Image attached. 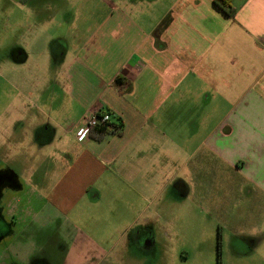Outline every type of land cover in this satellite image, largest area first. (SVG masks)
I'll use <instances>...</instances> for the list:
<instances>
[{"label":"crops","instance_id":"obj_1","mask_svg":"<svg viewBox=\"0 0 264 264\" xmlns=\"http://www.w3.org/2000/svg\"><path fill=\"white\" fill-rule=\"evenodd\" d=\"M150 2L139 22L123 20L124 10L109 2L88 42L60 53L81 113L66 124L39 122L34 137L51 134L53 149L38 146L37 166L29 164L33 152L21 149L30 138L27 121H8L0 264H101L107 255L118 264H157L156 239L186 234L197 221L219 224L220 237L246 233V251H264V215L249 219L252 210H237L236 199L231 211L226 191L240 183L250 197L264 192V0H231L234 17L214 0ZM35 7L42 15L41 2ZM118 74L132 82L123 93L113 84ZM101 109L120 119L123 132L79 139L84 118ZM101 179L114 191L109 204L132 215L106 247L69 216L81 199L103 198ZM63 226L70 242L59 235Z\"/></svg>","mask_w":264,"mask_h":264},{"label":"rangeland","instance_id":"obj_2","mask_svg":"<svg viewBox=\"0 0 264 264\" xmlns=\"http://www.w3.org/2000/svg\"><path fill=\"white\" fill-rule=\"evenodd\" d=\"M39 1L0 0V156H2L0 160L4 165L11 162L5 153L8 144V121H27L26 129L30 130V138L22 144L21 149L25 146L22 151L33 152L36 159L31 157L29 164L37 166L38 154L41 151L38 146H41L42 150L47 149L48 152L53 149L51 134L42 130L41 142L34 137L33 130L39 122L65 121L66 124L78 120L81 108L70 94L68 89L70 84L61 75V72L65 71L67 57L65 55L62 57L61 54L63 51L64 53L67 50L71 51L74 44L85 45L88 42L94 33L93 29L102 23L108 14L109 2L124 10L123 20L131 22H139L140 16L142 19L143 16L146 18L151 9L150 0H46L47 4L44 3L41 7L42 15H39V12L36 13L37 10L34 11L35 6L40 7ZM142 11L145 14H141ZM45 17L47 18L43 19ZM109 136L111 135L108 134L106 138ZM14 149L20 151L19 147L16 149V144ZM21 158L23 157L13 159V164H19ZM103 182L104 179L97 182L102 188L103 198L96 203H91L86 198L81 199L69 216L71 219L75 217L78 221L74 222L83 231L94 235V239L106 247L105 245L108 246L122 232L123 217L128 219L132 215L129 210L120 214L119 206L109 204L108 198H113L111 193L114 191L103 188ZM219 190L220 193H217L216 197L221 199L224 189ZM226 191L231 200L228 207L231 211L235 209L233 204L236 199L239 206L237 210L243 208L252 210L249 219H259L258 215L261 217L264 215L263 191H255V195L250 197L247 190L241 191L240 183L232 184ZM250 199L259 200V205H251V201L246 207ZM186 206L177 205L175 212H180ZM154 207L150 206L149 209ZM194 207L195 216H207L206 213H200L199 206ZM131 213L133 214L132 211ZM175 227L185 230L181 221H175ZM218 228L219 224L197 221L192 222L186 234L182 232L173 238L167 236L163 239L158 238L154 256L157 264L264 263V251L249 252L250 247L246 251L248 241L246 233L234 235L224 230L223 236L220 237ZM188 233L190 237H185L184 235ZM64 234L63 226L59 230V235L64 242H70ZM108 235L111 237H107ZM236 236L241 237L238 239ZM259 237L263 238L259 239V242H262L264 233ZM171 240L173 241L170 242ZM137 252L140 255L145 254L139 250ZM99 259L101 264L114 262L118 264L112 255L101 256Z\"/></svg>","mask_w":264,"mask_h":264},{"label":"trees","instance_id":"obj_3","mask_svg":"<svg viewBox=\"0 0 264 264\" xmlns=\"http://www.w3.org/2000/svg\"><path fill=\"white\" fill-rule=\"evenodd\" d=\"M214 3L218 7H220L225 13H227L229 16L231 17L235 16L236 10L231 4V0H214ZM113 84L120 93H123L131 86L132 82L130 80H126L123 77V75L118 74L115 77ZM102 111L108 112L112 115L111 111L104 110V109L97 111L96 114L98 116H101ZM122 132H123V126H122V122L120 121V119H118V122H116V121H113L111 118L110 121H102L94 125L90 129L88 137H91L96 140H102L108 134H121ZM220 258L221 257L219 256V261H220Z\"/></svg>","mask_w":264,"mask_h":264},{"label":"built area","instance_id":"obj_4","mask_svg":"<svg viewBox=\"0 0 264 264\" xmlns=\"http://www.w3.org/2000/svg\"><path fill=\"white\" fill-rule=\"evenodd\" d=\"M111 118L112 115L110 113L103 111L101 116H98L96 113H94L93 115L85 117V127L80 131L79 139H84L85 137H88L90 129L97 123L102 121H110Z\"/></svg>","mask_w":264,"mask_h":264},{"label":"flooded vegetation","instance_id":"obj_5","mask_svg":"<svg viewBox=\"0 0 264 264\" xmlns=\"http://www.w3.org/2000/svg\"><path fill=\"white\" fill-rule=\"evenodd\" d=\"M39 2H41V5L42 4H44V3H46V2H48V1H46V0H40ZM52 3V2H51ZM47 4V3H46ZM53 4V3H52ZM52 8V7H51ZM55 8V7H54ZM3 229V226H2V223L0 222V230H2ZM159 239H163V238H161V237H158ZM157 238V239H158ZM157 239H156V242H155V244L153 245V249H152V251L154 252V251H157ZM165 245H167V242L165 241ZM146 246H148V244L147 243H144L143 245H142V248L144 247H146ZM155 246V247H154ZM142 251V253H149V255H150V251L149 252H145V251H143V250H141ZM154 256H156V254L154 255ZM154 261H156L155 259H154ZM36 264H38L37 262H36Z\"/></svg>","mask_w":264,"mask_h":264}]
</instances>
